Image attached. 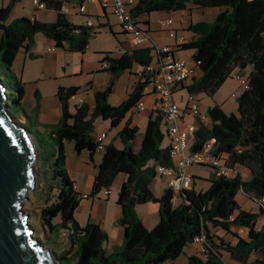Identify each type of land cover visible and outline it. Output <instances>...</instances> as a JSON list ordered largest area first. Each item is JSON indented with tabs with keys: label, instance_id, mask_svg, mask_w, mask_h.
<instances>
[{
	"label": "trees",
	"instance_id": "obj_1",
	"mask_svg": "<svg viewBox=\"0 0 264 264\" xmlns=\"http://www.w3.org/2000/svg\"><path fill=\"white\" fill-rule=\"evenodd\" d=\"M19 1L8 0L5 5H0V65L3 67L9 68L21 49L33 57L29 50L36 33L53 41L56 47L83 53L89 38L97 32L94 27L71 23L61 12V3L54 0H42L46 6L53 5L58 10L54 21H40L28 15L9 19L12 7ZM189 4L220 10L212 21H195L188 26L193 37L180 47L193 50L191 58L199 74L181 88L190 94L204 93L213 97L233 71H248L247 84L237 99L236 111L224 115L220 110L209 109L207 114L211 124L197 125L190 147L196 150L202 142L213 139L215 153L227 156V167L232 171L235 165L244 166L250 177L244 180L238 173L224 176L212 171L208 177L209 186L203 191L193 187L186 189L179 194L177 203L172 202L173 192L169 188L156 197L150 189V183L157 175L156 167L172 164L169 146L163 144L165 132L161 128L163 115L159 110H152L148 116L137 151L133 150L131 142L138 128L128 121L117 132L122 148L107 143L98 150L91 136L95 118L109 120L111 127H115L143 96L142 71L126 99L111 105L108 96L113 79L133 62L144 67L153 58L151 45L133 47L119 56L105 52L101 61L109 63L106 69L111 72L112 79L104 88L94 91L92 111L89 112L83 102L75 105L71 112L68 102L78 93L79 87L58 86L60 118L55 124H42V131L36 128L38 137L34 136L37 156L38 139L43 135L50 136L58 144L57 151L50 154L53 158L51 179L43 186L46 197L40 208L39 227L45 235L57 226L65 228L69 242L76 247V264H164L178 257L184 246L201 234L205 237L204 248L199 254L188 256V264H229L221 257L219 246L238 264H264V226L256 229L258 213L239 208L235 199L239 190L256 201L264 196V0H137L130 13L138 18L153 11L182 10L189 8ZM4 91L7 111L14 118L9 100L20 105L23 83L15 78L12 91L8 92L6 88ZM38 108L39 96L35 91V115ZM14 122L25 127L15 118ZM64 141L72 142L77 153L86 150L90 159L96 151H101L91 194L107 188L118 174H124L116 198L121 210L117 223L123 229V240L121 249L111 254L105 252L103 243L107 235L98 223L88 221L80 226L74 218L80 193L75 190L66 168ZM38 181L37 176L35 188L39 187ZM146 202H157L159 206L158 221L152 228L145 227L135 212L136 205ZM259 210L264 213L260 206ZM57 216L59 222L53 223ZM27 223L33 229L32 223ZM232 226L246 227L248 238L235 235V243L220 240L217 244L211 229L229 232ZM42 243L48 244L47 238Z\"/></svg>",
	"mask_w": 264,
	"mask_h": 264
},
{
	"label": "rangeland",
	"instance_id": "obj_2",
	"mask_svg": "<svg viewBox=\"0 0 264 264\" xmlns=\"http://www.w3.org/2000/svg\"><path fill=\"white\" fill-rule=\"evenodd\" d=\"M8 0H0V5H5ZM190 14H187L186 18L192 21H212L215 15L219 12L220 8L218 7H205V8H197L192 4H189ZM40 12L41 17L45 15V9H36ZM33 10L30 7V0H23L20 5H17L11 10L9 19H13L15 17L21 16L25 14H30ZM156 14V13H155ZM178 13H173L172 16H176ZM154 19H158L157 15H152ZM45 17V16H44ZM110 20L112 22L115 21V18L110 16ZM182 36L185 38L188 36L187 32H183ZM123 36L121 34H116L114 36L107 28L100 29L99 33L93 35L87 46V49L84 54L74 53V52H66L61 48H58L54 45V42L50 39L43 36L41 33H38V37H36L34 51L38 53L33 57H25L23 53H19L15 60L12 62V65L9 68L3 67L0 65V80L2 84L5 86L8 92L12 91V86L14 83V79L17 78L23 83L24 86V96L20 103L17 105L9 100V107L12 116L15 118V121L22 123L27 129V131L33 135L38 137L36 132V118L35 114L32 112V108L35 104L33 97L34 90V82L38 84V88L42 91L45 100L52 103L53 99H55V91L57 85H65L68 83L78 84L81 87H84V82L88 79L89 74L95 77L96 81H101L103 78H106L107 72L103 73H90V69L97 66V62L95 60V51L96 49L105 48L110 49L111 51H117L119 48V40ZM48 47H53L52 51H48ZM189 51V49H185ZM190 60L191 58L188 57ZM25 60V61H24ZM62 67L66 69V76H62ZM84 68L83 74H80V70ZM247 70L243 72L233 71L230 76L225 80V82L220 86L213 97H210L204 93L194 94V99L197 101L198 108L200 112L207 113L210 110H220L224 115H227L231 112L236 111L237 99L239 95L244 91L245 85L240 84L233 75L241 73L242 76L246 78ZM89 73V74H88ZM180 94L183 96V99L180 100L179 95L176 93L173 94V98L176 103L182 108L185 106L186 95L187 92L185 89L179 90ZM79 94H75L70 98L71 105L76 103L78 100ZM249 107L252 108L251 104H248ZM14 118L12 120L14 121ZM146 121V117H142L139 122V126L141 128L144 127ZM107 121L102 120V118H98L96 122H93V129L98 134L105 127ZM190 122H196L193 118H190ZM109 123H107L108 125ZM163 130V126L161 127ZM142 130L136 133L138 139H140ZM113 133V132H111ZM166 141V140H164ZM39 144V155L36 160L33 162V169L36 170L38 176L39 187L34 188L26 193L25 200L21 203V209L24 214L27 216V222H31L33 229L31 232V236L36 239V241L48 248L52 255L57 259L59 264H76L77 263V254L76 247L71 245L69 242L65 228L62 226H57L52 231L48 232L47 235L42 233L39 227L38 217L40 213V208L45 204V188H43L44 183H48L51 179V171H50V163L52 161V156H50L51 152L57 151V142L53 140L48 135H43L42 138L38 139ZM118 146L120 147V141L118 142ZM64 151L66 155V168L71 178L75 180L78 184L86 183V177L83 172L80 170V162L88 161L86 156L80 153H77L74 150L73 144L70 141H64ZM96 156L101 155V151H96ZM35 165V168H34ZM34 170V171H35ZM211 167L202 166V165H192L188 168V172L195 176L194 180L197 185L195 186L196 190H199L201 185H208L209 182L206 180L209 172L211 171ZM124 176V174H119V176ZM200 175V176H197ZM119 179H114L112 183L107 187L110 190L109 195H104L103 190L106 187L101 188L96 195L100 198L96 202H108L110 206H114L119 208L116 203L117 193L119 188H117V184ZM161 181L159 175H156L152 180L150 187L152 191L158 192L161 187ZM207 186V187H208ZM206 189V188H204ZM52 196V195H51ZM242 193L239 191L236 193V198L239 201H242ZM111 213V209L109 211L106 210V214ZM93 217L90 213L89 208H80L77 207L74 211V218L78 222L80 226H83L88 221H92ZM59 217H55L53 219V223H58ZM94 222V221H93ZM106 231L111 235L110 241H104L103 247L107 254H111L119 249L117 244L120 243L122 239V233L120 232L118 235V239H115L114 234L112 235L111 226H105ZM37 237L40 239L38 240ZM44 238H47L48 244H43L42 241ZM183 259V257H182ZM57 263V262H56ZM57 263V264H58Z\"/></svg>",
	"mask_w": 264,
	"mask_h": 264
},
{
	"label": "crops",
	"instance_id": "obj_3",
	"mask_svg": "<svg viewBox=\"0 0 264 264\" xmlns=\"http://www.w3.org/2000/svg\"><path fill=\"white\" fill-rule=\"evenodd\" d=\"M22 1L23 0H20L19 2L15 3L14 6L12 7V9L14 7H16L17 5H20L22 3ZM54 1L61 3V12L64 14V16L71 23H73L75 25L85 26L86 20L90 17L93 21L92 27H94V29L97 31L93 35L99 33L100 29L107 28L114 36H116V34H121L123 36L122 38L118 39L119 40L118 41L119 42V48L117 49L116 52L111 51L110 49H105V48L104 49L103 48L96 49V51H95V60L97 62V66L90 69L89 72L90 73H92V72L93 73L107 72L108 74H106L107 76L105 79L103 78V80H101V81H96L95 77H93V74L90 75L88 73L90 77H88V79L85 80L84 87H81V85L73 84V83H68L65 85L60 84V85L56 86V91H57L58 86H78L79 87V91L77 93V94H79L78 100L76 103H73L71 105L70 99H69V102H68L69 110L71 112H73L75 105L79 104V100L82 99L83 102L87 104V106L89 108V112H91L93 107H94V96H93L94 91L97 89L104 88L112 79V74L110 71H108L107 69H101L100 68V62L103 59L105 52H110L111 56H119L125 52H129L130 49H132L134 46H132L130 44L128 34L121 29V27L118 25L116 20L114 22H112L110 20V16H112V13L110 12L109 9H103L97 3H89L86 5V11L84 13H79L76 11V6L79 3H81L82 0H54ZM65 6L69 7V10L66 12L62 10V7H65ZM30 7L33 10V12L28 14V16H34L35 19L40 20V21H54L57 17V14H58V10L53 5H49V6H46V8H44L46 11H48L45 13V15H44L45 17L44 16L41 17L40 12L36 10L37 8H34L32 6L31 0H30ZM176 12L178 14L176 16H172V14L176 13ZM190 13H191L190 7L182 9V10H178V11H171V12L153 11L149 14H145V15L138 17L137 20L143 26H145L146 28L149 29V32H150L152 39L157 44H159V45H170L172 47L173 53L176 57L182 58L187 63L192 64L193 60L191 58V55L193 53V50L189 49V51H186L185 49H182L180 46H176L174 39L167 36L166 26L161 24V21L166 20V19H171L172 20L171 26L173 29H175L177 35L182 36V33L185 31L188 33V36L185 37V39H186V41H190L193 37V33L188 30V26L190 25V23L195 22V21H192L190 19V17L188 19L186 18L187 14L191 15ZM153 14L157 15L158 19H154L152 16ZM24 15H27V14L24 13ZM36 37H38V33H36L34 35V43L29 50L30 54H32L33 56L38 54V53H35V51H34V45H35ZM90 38H89V40H90ZM88 44H89V42H88ZM144 45H151V40L150 41L148 40L146 42V44H144ZM58 48H61L66 52H72V51H67L64 47H58ZM86 49H87V47H86ZM86 49H85V51H86ZM85 51L81 54H84ZM21 52L23 53L24 59H25V57H30L28 52H26L23 49H21L17 53V55ZM74 53H80V52H74ZM17 55H16V57H17ZM152 55H153V52H152ZM188 57H190L191 59L189 60ZM108 66H109V63H108ZM61 69H62V73H63L62 76L69 75V74H67L66 69L64 67H62ZM83 70H84V68L82 67V69L80 70V74H83ZM142 71H143V67L141 65H139L138 63L133 62L129 68L123 70L118 75V77L113 79V87H112L111 93L108 96V102L111 105H116V104H119L120 102H122L124 99H126L128 94L133 90L138 79L141 78ZM198 74H199V72L197 69L196 75H198ZM238 74L241 75V73H238ZM34 83H35L34 84V90H33L34 101H35V91H38V96H39V108H38V111L35 115L36 128L42 131L43 130V127L41 126L42 124H55L58 122V120L60 118L61 107H60V101L57 97L56 91H55V99H53L52 103H50V102L45 100L46 98L44 97L40 88H38V84L36 82H34ZM180 89H182L180 86L176 87L174 90V93L179 95V98L181 100V99H183V96L179 92ZM143 101L145 103V109L142 112H138L135 108H132L131 110H129L125 114L124 118L119 122V124L117 126L111 127L109 120H105V121H107V122H105L106 125L102 129V131L100 132V133L105 132V134H106L104 141H103L104 145L107 143H113L116 147L122 148L123 143L121 142L120 138L118 137L117 132L120 130V128L123 126V124L126 121H128L131 126H134V125L137 126V128H138L137 133L140 130H142L140 139H138L136 136L135 139L131 142L133 150L134 151L138 150V148L140 146V141H141L144 129H145L147 118L151 114L152 107H153V101H152V98L150 95H144ZM32 112H33V108H32ZM144 116L146 117V121H145L144 127L141 128L139 126V122L142 119V117H144ZM98 118H100V117L95 118L94 122H96V120ZM190 118H193V120H195V118L193 116L185 113L183 115V118H182V124H185V123H195L196 124V122H190ZM107 123H109V124L107 125ZM183 126L184 125H182V127ZM163 131L165 132L164 126H163ZM111 132H113V133H111ZM96 135H98V133L95 132L93 129L91 132L92 138H94V136H96ZM192 139H190V146L192 143ZM164 140H166V141H163V144H168V138H167L166 134H165ZM119 141L121 144L120 147L118 146ZM82 153L88 159V161L80 162V170L83 172V174L86 177V183H84V184L78 183L77 184L75 182V180L73 178H71L70 174L69 173L68 174H69L71 180H73L74 187H75V190L77 192L91 194L92 183H93L94 177L97 173V166H98V163L100 162L101 155L96 156V153H94V155L90 159L89 154L86 150H83L80 152V154H82ZM221 157L223 160L227 161L226 155L223 154V155H221ZM233 168L234 169L231 171L230 175H234L235 173H238L241 176V178L244 180H246L250 177V172L246 167L241 166V165H235ZM212 171L213 170H211L209 172V174L206 178L207 181H208V177L210 176ZM191 175L193 178L191 187H193L195 189V186L197 185V183L194 180L195 176H193V174H191ZM197 176H200V175H197ZM159 177H160V181L162 182L160 190L158 192L151 190L156 197H159L162 194L163 190L165 188H167L165 177L160 176V175H159ZM116 179H119V182L117 184V188H119L122 181L124 180V176H122V175L119 176V174H118L115 177V180ZM207 186L208 185L203 184V185H201L199 190L203 191V190H205L204 188H206V189L208 188ZM150 189H151V187H150ZM117 190H119V189H117ZM239 191L243 195V197L241 196L242 201H240V203L235 196V199L237 201L239 208L244 209L246 211L258 213V216L256 218V222H255V228L260 229L261 227L264 226V213H260L258 202L254 198L249 197L247 194H245L241 190H239ZM109 194H110V190H109ZM78 207L90 209L91 215L94 216L92 221L98 223L105 230L106 235H107V242L110 241L111 235L106 231V229H105L106 225L111 226L112 235L114 234L115 239H118V235L121 232L122 233V235H121L122 239H121L120 243L117 244L116 247H118L119 245L120 246L122 245L123 229L117 223V219L121 215L120 207L119 208L114 207V206L112 207V206H110V204L108 202H96V203H94V201L91 200L89 197L88 198H81L79 200ZM158 207L159 206H158L157 202H146V203L138 204L135 206V212H136L137 216L139 217V219L142 221V223L145 225V227L152 228L157 223V221H158ZM109 209H111V213L106 214V210L109 211ZM211 232L215 235L214 240L217 244H219L220 240H222L225 243L233 244L236 241L235 235H237L241 238H244V239L248 238V229L246 227H243V226H232L230 228L229 232L225 231L221 228H212ZM200 246H201L200 243H198L196 241L189 242L184 246L183 252L178 257H176L175 259L167 260V261H165L164 264H188V259H187L188 256L199 254ZM218 251H219L221 257L226 262H228L229 264H238L233 259H231L229 252L222 249V247L219 246ZM182 257H183V259H182Z\"/></svg>",
	"mask_w": 264,
	"mask_h": 264
},
{
	"label": "built area",
	"instance_id": "obj_4",
	"mask_svg": "<svg viewBox=\"0 0 264 264\" xmlns=\"http://www.w3.org/2000/svg\"><path fill=\"white\" fill-rule=\"evenodd\" d=\"M137 0H82L76 6V11L84 13L86 5L89 3H97L103 9H109L114 16L116 22L121 29L129 36V42L132 46L137 47L146 44L151 40L153 48L152 61L143 67V78L145 82L143 86V96L150 95L153 101L152 110H159L163 115V126L165 134L168 138L169 156L172 164L169 166L158 165L156 167L157 175L163 176L166 179V187L173 192L172 202L180 201L179 194L191 188L192 175L188 172V168L192 165L209 166L217 175H230L231 170L227 167V162L222 159L214 151L213 139H208L202 142L196 150L190 148V139L193 138L194 131L199 123L210 125L211 120L207 113L200 112L197 101L194 99V94L187 92L185 106L180 107L173 98L174 90L181 85H188L192 78L197 76L196 63L189 64L184 59L176 57L170 45H159L151 37L149 29L143 26L137 18H134L130 9ZM34 8L44 9L46 3L42 0H31ZM63 11H68L69 7H62ZM161 24L166 26L167 36L174 39L176 46H181L186 43V39L177 35L175 29L172 28V20L166 19L161 21ZM86 26H93V21L89 17ZM48 51L53 50V47H48ZM100 68H108L107 61L100 62ZM233 77L242 85L247 84L244 76L236 74ZM143 96L138 100L135 109L142 112L145 109ZM83 100H79V104ZM187 113L195 118V123L182 124L183 115ZM182 125H184L182 127ZM106 134L102 132L94 136V142L97 143L98 150H102L104 138ZM104 195H109V190H103ZM90 198L93 201L99 200L96 194L80 193L81 198ZM258 205L264 212V196L258 201ZM194 241L200 243V251L204 248L205 237L203 234L196 236Z\"/></svg>",
	"mask_w": 264,
	"mask_h": 264
},
{
	"label": "water",
	"instance_id": "obj_5",
	"mask_svg": "<svg viewBox=\"0 0 264 264\" xmlns=\"http://www.w3.org/2000/svg\"><path fill=\"white\" fill-rule=\"evenodd\" d=\"M4 89L0 81V264H54L53 259L58 263L31 236L21 209L26 193L36 187L37 147L35 137L9 115Z\"/></svg>",
	"mask_w": 264,
	"mask_h": 264
},
{
	"label": "bare ground",
	"instance_id": "obj_6",
	"mask_svg": "<svg viewBox=\"0 0 264 264\" xmlns=\"http://www.w3.org/2000/svg\"><path fill=\"white\" fill-rule=\"evenodd\" d=\"M50 256H51V258H53L52 255H51V253H50ZM53 262H54V264H57V263H56V260H54V259H53Z\"/></svg>",
	"mask_w": 264,
	"mask_h": 264
}]
</instances>
